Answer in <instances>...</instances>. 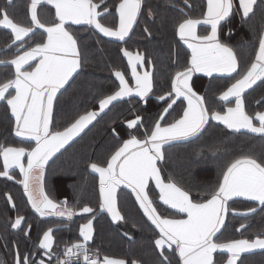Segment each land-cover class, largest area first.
<instances>
[{
  "label": "trees",
  "instance_id": "1",
  "mask_svg": "<svg viewBox=\"0 0 264 264\" xmlns=\"http://www.w3.org/2000/svg\"><path fill=\"white\" fill-rule=\"evenodd\" d=\"M104 1L102 9L107 6L109 13L102 20L115 28L118 25L116 9L120 0ZM189 4L191 7L185 5L184 0H144L138 21L124 41L111 40L89 28L80 34L81 67L56 100L53 131H63L81 115L98 111L100 100L118 90L119 81L114 75L115 71L131 79V67L123 55V49L144 57L143 66L152 73L153 90L146 103L138 96L113 102L45 167L44 190L56 203L67 201L68 206L76 210V215L70 220L55 215L40 216L28 201L16 170L9 173L13 177L11 180L0 176V261L3 264H14L17 250L21 256L28 255L35 261L43 259L45 264H54L62 259L66 247L83 240L80 228L89 220L94 231L93 239L88 244L94 254L124 260L127 264H133V261L139 264H182L178 252L172 249L164 251L168 261L163 260L160 249L154 243L159 238V230L143 214L131 190L120 188L117 195L118 208L124 220L113 221L110 214L100 209L99 177L90 170V165L96 163L106 167L111 155L124 140L131 135L143 138L145 130L154 125L167 107L171 98L161 101L157 97L171 91L175 73L183 70L191 60L190 50L177 35V26L189 16L202 17L207 9L206 0H189ZM5 6L6 0H0V10ZM7 11L14 22L30 24V0H13ZM41 11L50 13L51 9L42 5L38 16ZM199 31L207 35L211 27L202 25ZM261 35H264V19L257 7L251 19H242L241 12L235 10L223 25L220 39L233 48L241 69H246L255 58ZM45 38L46 33L37 29L23 42L13 44L11 31L0 27V60L14 58L37 43L44 42ZM21 43L23 47H19ZM0 73L1 83L14 78L7 64H0ZM236 78L237 73L210 78L199 75L193 78L192 84L194 90L204 97L210 111H224L227 104L219 96ZM245 103L250 115L264 111V82L258 81L247 92ZM186 108L185 99L177 100L161 121L162 126L179 119ZM137 115L144 118L143 125L138 129H128L127 121L135 119ZM14 132L15 120L8 105L2 103L0 145L26 149L34 146L18 140ZM164 152L165 160L160 164L164 181L171 180L188 191L194 202H205L218 187L222 173L232 161L251 155L264 162V136L231 132L221 124L210 122L199 136L166 144ZM3 170L0 156V171ZM147 192L161 216H179L163 205L159 200V191L153 184L149 185ZM7 195H11L15 207H12ZM84 206L93 208L94 212H81ZM253 207L257 211L248 216L234 214ZM228 208L225 226L214 239L227 242L264 238V206L254 201L234 199L229 202ZM17 216L24 217L21 229L11 227ZM241 224L246 227L241 228ZM49 228L53 229L54 237L51 260L38 246L43 233ZM225 260V253L215 254L217 264H223ZM241 261L243 264H264V251L244 254L239 264Z\"/></svg>",
  "mask_w": 264,
  "mask_h": 264
},
{
  "label": "snow or ice",
  "instance_id": "2",
  "mask_svg": "<svg viewBox=\"0 0 264 264\" xmlns=\"http://www.w3.org/2000/svg\"><path fill=\"white\" fill-rule=\"evenodd\" d=\"M12 3L13 0H6L5 8L0 10V27L9 29L14 35L12 43L23 42L25 37L34 35L37 29H42L47 38L46 42L37 43L22 54L15 55L10 61L0 60V64L10 63L15 69L14 78L0 83V101H6L15 117V136L35 143L30 150L0 145L4 169L0 171V176L11 180L13 177L9 170L19 168L23 174L20 183L23 184L32 208L40 216L55 215L70 220L76 215V210L69 207L67 201L56 203L44 190L46 165L113 102L136 95L146 103V98L153 90V79L151 72L145 71L142 75L137 72V65L143 64L144 57L123 49V55L128 58L135 78V86L130 87L123 73L115 71L114 75L119 81L118 90L100 100L98 112H88L63 131H53V104L57 93L81 67L78 41L66 25H88L105 37L124 41L141 12L143 0H120L116 9L119 15L116 28L101 23L100 17L108 12V8L105 6L103 13L98 11L100 4L94 3L93 0H30L29 25L16 23L10 18L7 8ZM100 3L103 4L104 0H100ZM184 3L191 7L189 0H184ZM40 5L54 7L56 23L47 25L39 18ZM257 7L261 18L264 19V0H239L237 11L242 10V19H251ZM235 8L234 0H207V10L202 17L189 16L178 24L177 35L191 49V60L183 70L175 73L171 91L157 97L161 101L171 98L167 107L163 109L154 125L145 130L143 138L131 135L129 139L124 140L111 155L106 167L96 163L90 165L91 171L99 174L100 209L110 214L113 221L124 220L125 217L118 208L117 191L121 186L130 189L143 214L159 230V238L154 243L160 249L164 261H168V257L164 255L165 249L178 252L182 264H217L214 260V253L217 252L227 254L226 264H237L242 254L255 249L264 250V238L227 242L214 239L225 226L229 211L228 202L233 198L243 197L264 206V162H259L251 155H244L232 161L222 173L218 187L205 202H194L190 193L175 182H165L158 166V162L165 160L166 144L199 136L210 120L221 122L228 129L237 132L246 129L264 136V111L250 115L245 110L244 100L248 89L258 81L264 82V35L259 37L258 51L253 62L246 69H241L236 52L220 39L222 27L233 16ZM148 12L149 15L152 14L151 9ZM201 25H210V34L198 35L197 28ZM19 47H23V43ZM33 61H36L34 65L31 63ZM194 73H203L209 77L213 73L229 76L237 73L235 82L219 96L222 101L235 98V107H228L223 113L210 111L204 97L194 90ZM10 89L14 90V94ZM180 97L187 101V108L179 119L162 126L161 121ZM254 120L259 122V126L254 124ZM143 122L144 118L137 115L135 119L127 121V128L138 129ZM149 181L155 182V187L159 189V200L163 205L177 210L179 214H185L186 219H172L160 215L147 192ZM7 199L12 203V207H15L11 195H7ZM80 211L93 213L94 209L84 206ZM256 211L253 207L240 214L248 216ZM23 221V216H17L11 227L21 229ZM240 227L244 228L246 225L241 224ZM93 231L92 221L89 220L80 228L83 240L66 247V258L58 260L57 264H72L73 258L77 261L82 258L83 264H126L124 260L108 257L100 259L98 253L90 256L88 242L93 239ZM53 244V229L49 228L43 233L38 245L40 249L45 250L49 260L52 259ZM0 264L3 262L0 261ZM14 264H45V261H35L28 255L21 256L17 250ZM133 264L137 262L133 261Z\"/></svg>",
  "mask_w": 264,
  "mask_h": 264
},
{
  "label": "crops",
  "instance_id": "3",
  "mask_svg": "<svg viewBox=\"0 0 264 264\" xmlns=\"http://www.w3.org/2000/svg\"><path fill=\"white\" fill-rule=\"evenodd\" d=\"M144 1V0H143ZM207 1V0H206ZM93 2L94 3H97V4H100V7L97 9L98 11H100V12H102L103 13V9H102V5L106 2V1H104V3L103 4H101L100 3V1H97V0H93ZM234 4L236 5V8L234 9V12H235V10H237L238 8H239V0H234ZM42 5H40V6H38V11H39V8L41 7ZM44 6H48L50 9H51V12L49 13V12H45V11H41L40 12V14H39V17L41 18V20L45 23V24H47V25H51V24H54V23H56L57 22V20H56V17H55V10H54V7H52V6H50V5H44ZM142 6H143V3H142ZM142 10V9H141ZM207 10V9H206ZM240 12H241V14H242V10H239ZM107 13H109V9H108V12ZM107 13H103V15L100 17V20H101V23H103L105 26H108V27H112L111 25H107L105 22H103V16L104 15H106ZM141 13V12H140ZM118 14V13H117ZM140 15V14H139ZM139 15H138V17H137V20H136V22L138 21V18H139ZM251 15V14H250ZM136 22L134 23V25H133V28H132V31H133V29H134V27H135V24H136ZM119 23V15H118V18H117V24ZM118 26V25H117ZM202 26V25H201ZM207 26H209L210 27V25H207ZM66 27L68 28V30L76 37V39H77V41H78V38L80 37V34H82L83 32H84V30L85 29H87V28H89V29H92V30H94V31H96L97 33H99L97 30H95L93 27H91V26H88V25H84V24H81V25H75V24H69V25H66ZM112 28H114V27H112ZM116 28V27H115ZM199 28H200V26H198V28H197V34L198 35H205L204 33H202L201 31H199ZM40 30H42V29H40ZM131 31V32H132ZM130 32V33H131ZM130 33H129V35H130ZM100 35H102L103 36V34H101V33H99ZM209 34H210V32H209ZM128 35V36H129ZM105 37V36H104ZM26 38V37H25ZM24 38V39H25ZM46 38H47V36H46ZM46 38H45V40H44V42H46ZM106 38H109V37H106ZM127 38V37H126ZM125 38V39H126ZM109 39H111V40H115V41H119V40H116L115 38H109ZM78 44H79V42H78ZM185 44V43H184ZM186 45V44H185ZM186 47H187V45H186ZM188 48V47H187ZM189 49V48H188ZM190 50V53H191V49H189ZM22 54V53H21ZM134 55H135V53H133ZM11 59H13V58H10V59H8L7 61H10ZM128 59V58H127ZM33 65L36 63V61H33V62H31ZM8 66H9V68H11V70H12V72L14 73V71H15V69H14V66L13 65H11L10 63H8L7 64ZM26 67H28V66H26ZM131 67V66H130ZM28 70H32L31 68H28ZM80 70V68L77 70V72L76 73H74L73 74V77L69 80V82H68V84L71 82V80L75 77V75L78 73V71ZM145 71H148V70H146L145 69V67L143 66V64H138L137 65V72L139 73V74H143ZM131 73H132V71H131ZM235 73H233L232 75H234ZM123 75H124V73H123ZM204 76V77H208V78H210L209 76H206V75H204L203 73H194L193 74V78L195 77V76ZM214 76H229V75H227V74H220V73H213V75L211 76V77H214ZM124 77H125V79L128 81V84H129V86L130 87H134L135 86V78L133 77V75H131V79L129 80V79H127V77L124 75ZM193 78H192V82H193ZM1 81H2V74L0 73V83H1ZM68 84H66L65 85V87L64 88H62L58 93H57V97H56V99L54 100V104H53V114H54V108H55V103H56V100H57V98H58V96L60 95V93L67 87V85ZM253 88V87H252ZM250 89H248L246 92H245V94H244V99H245V95L247 94V92L249 91ZM10 92H12L13 94H14V90H9ZM151 94V93H150ZM149 94V95H150ZM7 95V94H6ZM133 96H136V95H133ZM126 98H128V97H126ZM125 99V98H124ZM179 99H184L183 97H180ZM178 99V100H179ZM2 103H6V101H0V105L2 104ZM223 103H225V104H227L226 105V109L224 110V111H220L221 113H223V112H225L226 110H227V108L228 107H235V98H230V100L229 101H223ZM7 104V103H6ZM8 107H9V110H10V112H11V108H10V106L8 105ZM245 110H246V108H245ZM12 114V113H11ZM13 116V115H12ZM13 118H14V120H15V117L13 116ZM210 121H213V123H217V124H221V125H223L225 128H227L223 123H221V122H218V121H215V120H210ZM93 122V121H92ZM254 122V124H256L257 126H259V122L257 121V120H254L253 121ZM90 125V124H89ZM88 125V126H89ZM51 128H52V125H51ZM86 129V128H85ZM227 130H229V131H231V132H235V133H240V132H246V133H251V134H254V135H257V136H261L260 134H256V133H252V132H250V131H248V130H246V129H241L239 132H237V131H234V130H232V129H228L227 128ZM14 134H15V132H14ZM16 138L18 139V140H20V141H23V142H26V143H31V144H34V146H35V143H34V141H30V140H27V139H25V138H23V137H17L16 136ZM76 138V137H75ZM74 138V139H75ZM192 138V137H191ZM73 139V140H74ZM72 140V141H73ZM174 142H176V141H174ZM71 143V142H70ZM69 143V144H70ZM172 143V142H171ZM68 144V145H69ZM68 145H66V146H68ZM33 146V147H34ZM65 146V147H66ZM64 147V148H65ZM32 148V147H31ZM30 148V149H31ZM64 148H62L58 153H56L50 160H49V162L54 158V157H56ZM29 149V150H30ZM3 159V158H2ZM24 162H25V164H26V162H27V157H25V159H24ZM49 162H48V164H49ZM47 164V165H48ZM161 164V162H158V166ZM46 165V166H47ZM17 171L18 172V174H19V179H20V181H22L23 180V174L19 171V168H12V169H10L9 170V173L11 172V171ZM90 170H91V168H90ZM94 174H96L98 177H99V174L98 173H94ZM161 176H162V174H161ZM162 178H163V176H162ZM21 185H22V183H20ZM150 184H153L154 186H155V182L154 181H149V185ZM149 185H148V187H149ZM180 187V186H179ZM120 188H126V187H124V186H121ZM119 188V189H120ZM156 188V187H155ZM182 188V187H181ZM119 189H118V191H117V195H118V192H119ZM148 189V188H147ZM157 189V188H156ZM183 189V188H182ZM130 190V189H129ZM158 191H159V189H157ZM184 190V189H183ZM234 199H243V200H247L246 198H243V197H236V198H233V200ZM231 201V200H230ZM248 201H250V200H248ZM254 202H256V201H254ZM229 203V202H228ZM166 206V205H165ZM168 208H170L169 206H167ZM171 209V208H170ZM171 210H173L176 214H178L179 216L178 217H173L172 219H186V215L185 214H179L178 212H177V210H174V209H171ZM240 213H243V212H235L234 214H237V215H241ZM226 218H227V216H226ZM226 218H225V220H226ZM117 222V221H116ZM119 222V221H118ZM54 238V237H53ZM43 250V249H42ZM165 250H171V249H165ZM44 252H45V250H43ZM259 251H264V250H261V249H255V250H253L252 252H250V253H254V252H259ZM218 253V252H217ZM215 254L216 253H214V260H215ZM244 254H247V253H244ZM244 254H242V256H241V259H242V257H243V255ZM109 258V257H108ZM101 259H103V258H101ZM112 259H115V258H112ZM225 259L227 260V254L225 253ZM118 260H120V259H118ZM226 260H225V262L223 263V264H226ZM239 262L240 261H237V264H239ZM9 264V263H8ZM127 264V263H126ZM137 264H139V263H137Z\"/></svg>",
  "mask_w": 264,
  "mask_h": 264
},
{
  "label": "built area",
  "instance_id": "4",
  "mask_svg": "<svg viewBox=\"0 0 264 264\" xmlns=\"http://www.w3.org/2000/svg\"><path fill=\"white\" fill-rule=\"evenodd\" d=\"M88 248H89V247H88ZM89 255H90V256L93 255V254L90 252V250H89ZM65 258H66V257H65V252H64V254H63V256H62V259H61L60 261L64 260ZM54 264H57V262H55ZM72 264H83L82 258H81L79 261H77V260H75V258H73Z\"/></svg>",
  "mask_w": 264,
  "mask_h": 264
},
{
  "label": "rangeland",
  "instance_id": "5",
  "mask_svg": "<svg viewBox=\"0 0 264 264\" xmlns=\"http://www.w3.org/2000/svg\"><path fill=\"white\" fill-rule=\"evenodd\" d=\"M244 100H245V99H244ZM245 108H246V103H245ZM105 110H107V109H105ZM105 110H104V111H105ZM98 111H99V109H98ZM98 111H95V112H98ZM246 111H247V109H246ZM247 112H248V111H247ZM248 113H249V112H248ZM97 118H98V117H97ZM97 118H96V119H97ZM96 119H95V120H96ZM95 120H94V121H95ZM94 121H93V122H94ZM93 122H92V123H93ZM210 122H213V121H210ZM210 122H209V123H210ZM92 123H91V124H92ZM91 124H90V125H91ZM90 125H89V126H90ZM89 126H88V127H89ZM206 126H207V125H206ZM206 126H205V127H206ZM88 127H87V128H88ZM87 128H86V129H87ZM86 129H85V130H86ZM85 130H84V131H85ZM84 131H83V132H84ZM83 132H82V133H83ZM82 133H81V134H82ZM159 167H160V165H159ZM229 202H230V201H229ZM228 205H229V203H228Z\"/></svg>",
  "mask_w": 264,
  "mask_h": 264
}]
</instances>
